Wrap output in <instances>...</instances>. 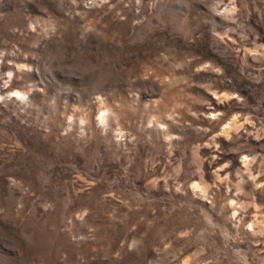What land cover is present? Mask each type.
<instances>
[{"label": "rangeland", "instance_id": "374dc122", "mask_svg": "<svg viewBox=\"0 0 264 264\" xmlns=\"http://www.w3.org/2000/svg\"><path fill=\"white\" fill-rule=\"evenodd\" d=\"M0 264H264V0H0Z\"/></svg>", "mask_w": 264, "mask_h": 264}]
</instances>
